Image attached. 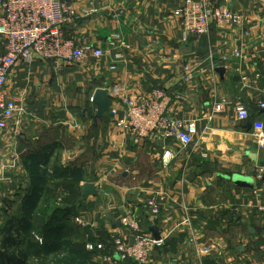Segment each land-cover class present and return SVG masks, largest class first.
<instances>
[{"label": "crops", "instance_id": "1", "mask_svg": "<svg viewBox=\"0 0 264 264\" xmlns=\"http://www.w3.org/2000/svg\"><path fill=\"white\" fill-rule=\"evenodd\" d=\"M183 2H73L76 18L63 26L66 39L81 48H106L120 33L128 49H120L114 71L109 70L114 50L99 60L61 65L35 60L10 70L4 94L20 111L0 132V195L26 182L27 155H36L48 135L60 133L76 144L77 166L86 175L83 186L95 187L96 195L82 198L78 216L95 243L107 244L105 254L113 252L115 239L133 240L119 222L135 212L140 234L152 237L151 227L160 234L149 264H264V210L258 209L264 208V178L258 172L264 168V149L256 144L264 133V109L259 108L264 0H232L229 8L240 16L239 24L212 23L208 34L185 44L175 15ZM85 9L95 12L83 16ZM186 66L192 74L183 83ZM111 86L131 100L165 91L172 114L196 126L192 144L155 136L133 144L106 113L97 117L91 99ZM217 105L220 111L214 110ZM240 106L248 112L245 121L238 119ZM166 150L173 156L169 164L162 162ZM233 175L250 177L253 188L236 187ZM160 197L154 216L145 204ZM103 255L93 262L109 264ZM110 264L135 263L115 259Z\"/></svg>", "mask_w": 264, "mask_h": 264}, {"label": "built area", "instance_id": "2", "mask_svg": "<svg viewBox=\"0 0 264 264\" xmlns=\"http://www.w3.org/2000/svg\"><path fill=\"white\" fill-rule=\"evenodd\" d=\"M75 0H0V37L4 41V54L0 57V132L14 120L20 111L18 103L4 94L6 78L10 70L18 63L31 64L35 60L52 61L56 65L65 62L80 63L87 58L95 60L112 55L113 63L109 70L116 69V62L122 58L120 49H128L123 45L122 34L115 33L107 43L106 48H81L72 40L66 39L63 26L76 18L73 8ZM232 0H184L175 11L179 23V40L188 43L191 39L206 35L212 23L222 26L225 23L239 24L240 16L230 11ZM94 10L85 9L83 16H89ZM182 78L188 83L192 71L186 66ZM264 91V62L261 76ZM110 99L107 116L114 127L124 132L133 144H141L155 136L161 141L175 139L182 146L192 144L198 131L192 122L184 121L172 114L169 104L172 98L162 89L128 99L118 86L103 89ZM176 99L180 96H176ZM92 100V99H91ZM264 109V99L259 104ZM220 105L214 107L220 111ZM238 119H248V112L240 106L237 109ZM259 149H264V133L257 138ZM169 150L162 155L163 164H169L172 159ZM259 177L264 178V168L259 169ZM163 198L150 199L145 208L154 216L160 212ZM263 211V207H259ZM138 215L135 212L120 219L119 224L131 231L132 241L117 238L113 242V252L103 255V260L110 263L131 260L135 264H149L150 255L156 242L147 234H140ZM86 249L102 251L101 244H87ZM178 264V263H166Z\"/></svg>", "mask_w": 264, "mask_h": 264}, {"label": "rangeland", "instance_id": "3", "mask_svg": "<svg viewBox=\"0 0 264 264\" xmlns=\"http://www.w3.org/2000/svg\"><path fill=\"white\" fill-rule=\"evenodd\" d=\"M37 149L38 167L28 170L31 162L26 159V182L14 192L0 195V251L8 235L19 240L15 250H22L23 255L14 252L17 257L24 259L26 252L24 264H95L92 259L97 255L86 249L91 243L87 241L90 229L78 216L81 204L73 214L67 213V206L82 201L86 181L82 166H77L76 144L59 133L48 135ZM36 169L38 174L31 176ZM34 186L42 188L37 196H33Z\"/></svg>", "mask_w": 264, "mask_h": 264}, {"label": "trees", "instance_id": "4", "mask_svg": "<svg viewBox=\"0 0 264 264\" xmlns=\"http://www.w3.org/2000/svg\"><path fill=\"white\" fill-rule=\"evenodd\" d=\"M37 153L36 155H30L28 156V160L31 162L30 164H28V170L31 169L32 167L30 166H36L38 167V158H37ZM35 164V165H34ZM30 167V168H29ZM35 173L38 174V169H36L35 171H33L31 174V176L35 175ZM57 174V172H56ZM37 186H34L32 187V192L35 193L33 196H37L41 193V187H39V189H36ZM77 193V196H78V192L76 191ZM81 204V201L80 203L76 206H67L68 207V212L69 214H73L76 209H78V206ZM56 213L60 214L59 211H55ZM55 214V213H53ZM58 214L56 215L57 219H58ZM52 219H56L54 215H52ZM47 226H50V223L47 224ZM87 241H90L92 244L94 245H97L99 243H95V241L93 239H91V235L88 236V239ZM19 245V240L12 237V236H8L6 235L4 238H3V244H2V251H0V264H24L25 262V258H26V252L24 251V259H21L20 257H17L15 255L14 252H17L18 254H22L23 255V251L22 250H18L16 251L15 249L17 248V246ZM103 245V248L105 249V245L107 244H101ZM14 248V250L10 251L9 253V250ZM113 248V247H112ZM99 251V250H96L94 249L93 251H88L92 256L93 255H97V254H104L107 253L106 250L104 251ZM127 261H130V260H127Z\"/></svg>", "mask_w": 264, "mask_h": 264}, {"label": "water", "instance_id": "5", "mask_svg": "<svg viewBox=\"0 0 264 264\" xmlns=\"http://www.w3.org/2000/svg\"><path fill=\"white\" fill-rule=\"evenodd\" d=\"M218 70L219 73L223 72L221 69ZM91 101L97 108V117H101L102 115H104L107 112L108 107L111 105V101L106 96L104 90L95 91ZM230 180L236 187L249 188V189L253 188V180L250 177L233 175L232 177H230ZM81 194L83 199H87L91 195H96V190L94 185L91 183L85 184L82 188ZM149 233L152 235V238L156 242H159L161 240L159 231L156 227L149 228Z\"/></svg>", "mask_w": 264, "mask_h": 264}]
</instances>
